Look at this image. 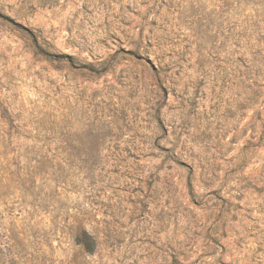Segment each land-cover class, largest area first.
<instances>
[{
  "label": "rangeland",
  "instance_id": "374dc122",
  "mask_svg": "<svg viewBox=\"0 0 264 264\" xmlns=\"http://www.w3.org/2000/svg\"><path fill=\"white\" fill-rule=\"evenodd\" d=\"M0 264H264V0H0Z\"/></svg>",
  "mask_w": 264,
  "mask_h": 264
},
{
  "label": "trees",
  "instance_id": "16d2710c",
  "mask_svg": "<svg viewBox=\"0 0 264 264\" xmlns=\"http://www.w3.org/2000/svg\"><path fill=\"white\" fill-rule=\"evenodd\" d=\"M75 243L87 253L94 252L96 248L95 239L91 235L87 234L84 230H79L77 235H75Z\"/></svg>",
  "mask_w": 264,
  "mask_h": 264
}]
</instances>
